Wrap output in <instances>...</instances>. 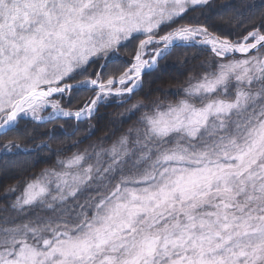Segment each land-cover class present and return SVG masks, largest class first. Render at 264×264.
I'll return each mask as SVG.
<instances>
[{
  "label": "snow or ice",
  "instance_id": "snow-or-ice-1",
  "mask_svg": "<svg viewBox=\"0 0 264 264\" xmlns=\"http://www.w3.org/2000/svg\"><path fill=\"white\" fill-rule=\"evenodd\" d=\"M257 7L264 0H0V158L49 148L26 142L35 125L75 121L50 129L73 135L87 122L91 135L113 101L136 117L4 189L15 215L0 217V264H264ZM222 9L230 26L213 23ZM188 48L210 55L177 99L132 100ZM110 60L120 63L109 70Z\"/></svg>",
  "mask_w": 264,
  "mask_h": 264
},
{
  "label": "trees",
  "instance_id": "trees-1",
  "mask_svg": "<svg viewBox=\"0 0 264 264\" xmlns=\"http://www.w3.org/2000/svg\"><path fill=\"white\" fill-rule=\"evenodd\" d=\"M212 4L219 8L224 0H211ZM254 2L260 5L262 0H233V3L247 4ZM264 11V8L257 7L255 16H259ZM230 12L227 9H222L213 15V23L220 27L230 26L233 22L229 19ZM134 47L133 43H126L119 49V56L128 58ZM179 52L180 50H176ZM187 54V58L183 55H173L167 58V63L170 65L167 71H163L160 79H155V75H145L143 89L137 92L132 100L144 99L149 100L155 97L160 99L175 100L178 96L173 95V91L186 86L189 76H198L204 69L201 67V62L209 57L207 51H202L199 48H188L183 50ZM119 60H110L108 69H113ZM163 63V62H162ZM98 68V64L91 65L89 71ZM80 77H77L79 79ZM86 92H81L79 96L87 95ZM77 101L74 99L73 104ZM126 105H119L113 101L107 106H101L97 117L91 121L95 125V129L91 135L88 134L87 122L82 123L73 135H65L59 130L55 134H50V129L53 124H64L66 128H70L75 121L65 123L64 120H58L50 124H39L34 126L33 136L31 140L26 141L29 144L39 143L42 140L50 144L49 148H43L39 152L30 153L28 156L21 154L19 157H3L0 158V217L15 215L10 205L15 199V195L5 197L4 189L9 185L16 184L18 181L32 178L33 174H38L42 169L53 167L56 165L58 158H64L73 152L83 150L90 144L96 142L101 136L111 135L117 129L127 128L133 123L136 117L124 120L120 113ZM139 115V113H137ZM33 126L30 125V128ZM46 133H49L46 135ZM120 132L116 131V135ZM86 137V138H85ZM79 139L81 142L74 146V141ZM115 139V136L112 137ZM111 143V140H106L105 145ZM60 149V151H57ZM19 192L16 193L18 195Z\"/></svg>",
  "mask_w": 264,
  "mask_h": 264
}]
</instances>
